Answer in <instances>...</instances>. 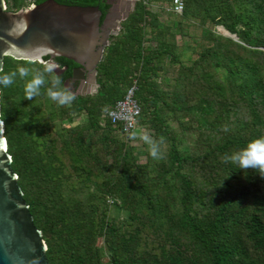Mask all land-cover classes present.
Returning <instances> with one entry per match:
<instances>
[{
	"label": "trees",
	"instance_id": "trees-1",
	"mask_svg": "<svg viewBox=\"0 0 264 264\" xmlns=\"http://www.w3.org/2000/svg\"><path fill=\"white\" fill-rule=\"evenodd\" d=\"M181 1L178 20L166 23L149 6L172 0H139L97 65V92L67 105L47 90L56 77L66 87L73 61L57 57L49 73V57L4 58L0 76L13 79L0 84L7 151L49 264H264V175L229 159L264 137V0ZM36 74L44 83L26 97ZM134 81V131L102 127ZM142 131L161 157L147 141L132 144Z\"/></svg>",
	"mask_w": 264,
	"mask_h": 264
},
{
	"label": "water",
	"instance_id": "water-1",
	"mask_svg": "<svg viewBox=\"0 0 264 264\" xmlns=\"http://www.w3.org/2000/svg\"><path fill=\"white\" fill-rule=\"evenodd\" d=\"M101 11L97 6L59 4L46 0L39 4L6 9L0 0V72L4 58L45 64V57H63L79 68L72 72H91L92 91L97 92L96 68L106 55L109 36L102 31ZM222 33L234 40L223 27ZM3 124L0 125V264H49L42 232L34 225L29 206L11 167Z\"/></svg>",
	"mask_w": 264,
	"mask_h": 264
},
{
	"label": "clouds",
	"instance_id": "clouds-1",
	"mask_svg": "<svg viewBox=\"0 0 264 264\" xmlns=\"http://www.w3.org/2000/svg\"><path fill=\"white\" fill-rule=\"evenodd\" d=\"M56 68L54 64H48L43 69L45 72H53ZM21 76H27L29 73V68L26 66H21L20 69ZM60 77H56L55 83L52 87L47 90L48 96L60 105L70 104L74 96L70 90L66 87H61ZM13 79L11 75L0 76V84L11 85ZM44 83V78L41 74L34 75L30 80L26 82L25 85V96L33 97L39 94L40 86ZM4 114L0 113V125L3 124ZM145 141L149 142L151 145V154L153 157H161L163 153L160 151V144L153 140L149 135L145 134ZM229 159L237 163L242 169H256L257 173L264 175V137H258L250 141L245 147L239 149L235 153L231 154Z\"/></svg>",
	"mask_w": 264,
	"mask_h": 264
},
{
	"label": "flooded vegetation",
	"instance_id": "flooded-vegetation-1",
	"mask_svg": "<svg viewBox=\"0 0 264 264\" xmlns=\"http://www.w3.org/2000/svg\"><path fill=\"white\" fill-rule=\"evenodd\" d=\"M44 1L46 0H43L42 2ZM54 1H56L59 4L76 5V4L61 3L58 2V0H54ZM62 1L71 2V0H62ZM138 1L139 0H98V4L94 5L100 9L101 13L102 10L100 6H106V10L104 13L103 20L101 21V25H102V31L108 34L109 39L111 36H116L119 33L121 22L125 20L128 17V15L133 11L134 6ZM26 2L28 4L25 7H29L35 4L34 0H26ZM48 63L54 64L56 65V68H58L55 58L48 59ZM68 68H69L68 66H64L61 69V72L67 71ZM76 68H79L78 65H75L72 68V72ZM71 76L68 80H66L65 86L68 90H70L73 93V95L75 96L80 95L81 90L83 88L86 91H92L93 78L91 72L84 71L82 72V74L77 73L74 79L71 78Z\"/></svg>",
	"mask_w": 264,
	"mask_h": 264
},
{
	"label": "built area",
	"instance_id": "built-area-1",
	"mask_svg": "<svg viewBox=\"0 0 264 264\" xmlns=\"http://www.w3.org/2000/svg\"><path fill=\"white\" fill-rule=\"evenodd\" d=\"M143 1L144 3H148V0ZM151 5L149 9H151ZM165 6L167 11L175 15H180L183 11V3L181 0H172L170 4H165ZM133 83L134 84L127 90L124 98L118 101L115 106L107 112L104 119L100 121L102 127L109 121L112 125L121 124L126 134H130L134 131L137 124V117L140 114V107L134 99V92L136 90L135 81Z\"/></svg>",
	"mask_w": 264,
	"mask_h": 264
},
{
	"label": "rangeland",
	"instance_id": "rangeland-1",
	"mask_svg": "<svg viewBox=\"0 0 264 264\" xmlns=\"http://www.w3.org/2000/svg\"><path fill=\"white\" fill-rule=\"evenodd\" d=\"M151 11L153 12H158L160 14V19L163 21V22H172V21H176L178 20V15H175L169 11H167L166 9V6L165 5H161V6H158V5H151ZM189 33L195 35V36H199L200 34V29L195 27V26H190L189 27ZM218 31L222 32L219 28H217ZM177 42L179 44V46H182V45H186V44H192V41L189 39V38H181L180 36H177ZM84 120L83 117H80V118H75L74 120V123H78V122H82ZM145 134H147L146 131H142L141 134L139 136H136L134 139H133V142L132 144L135 145L136 147H140L141 144L143 142H145V139H144V136ZM148 135V134H147ZM140 162H144V159L141 158L140 159Z\"/></svg>",
	"mask_w": 264,
	"mask_h": 264
}]
</instances>
